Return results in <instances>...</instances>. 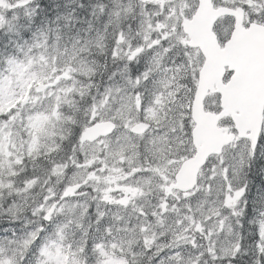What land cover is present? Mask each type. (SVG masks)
Returning a JSON list of instances; mask_svg holds the SVG:
<instances>
[{
  "label": "rangeland",
  "instance_id": "obj_1",
  "mask_svg": "<svg viewBox=\"0 0 264 264\" xmlns=\"http://www.w3.org/2000/svg\"><path fill=\"white\" fill-rule=\"evenodd\" d=\"M62 1L65 2V12L55 16L53 23L46 22L43 31L32 35V44L35 45L36 38L39 37L43 46H28V51L19 54L20 59L12 57L27 63L22 78L27 83H20V78H14L10 87L16 93L23 91V95H18L16 102L9 104L7 108L0 109V113L14 109L23 110L22 113L18 112L14 127L8 132L0 129V134L3 135V139H0V237L24 238L40 223V217L33 215V208L54 202V223L44 222L43 225L49 233H53L57 225H62L69 219L67 215L59 212L61 205H71L77 212L84 206L87 208V215L82 222L86 228L91 226L89 235L85 237L83 231H73L80 229L72 225L67 231L72 233L75 239L83 235L89 244L94 240L108 244L114 238L117 242H131L137 249L138 241L151 249L147 264H161L176 248L183 252L186 261L191 260L198 252L187 245L199 242L202 249H206L208 244L206 238L200 239L199 220L193 221L189 217L194 212L198 213L201 208L211 207L208 203L209 184L213 181L216 185L223 184L225 191L229 190L230 185L239 187L245 184L247 187L244 171L253 159L250 143L237 141L222 155L210 160L193 192L183 195L175 190L172 193L167 191L168 187L175 183L174 178L182 163L195 153L190 136L194 127L191 119L193 97L190 96V91L192 84L195 83L196 87L198 72L204 59L198 51L188 47L189 39L183 32L181 23L184 19L191 20L195 15L198 0H87L89 17L80 22L70 11L76 0ZM214 2L217 7L245 8L248 12L246 24L262 23L264 20L263 0ZM19 3L20 7L24 8L28 2L13 0L12 3L11 0H0V31H11L8 26L14 25L16 21L23 24L20 16L22 12L27 13V9L18 11L15 6ZM147 3L158 4L159 14L156 9H152L150 14L144 13L142 5ZM169 5L173 6L172 11L169 15H164V9ZM129 8L133 11L128 12ZM169 28L170 31H166L165 35L159 36L168 48L161 62L172 81L179 80L176 91L172 94L179 110L176 112V125L167 132H175L176 126H179L182 136L180 143L187 145L186 154L179 160L175 157L168 160L166 167L161 171L157 168L160 161L153 163V158L145 155L143 133L133 134L131 117H126L124 128L118 130V135L110 137L107 142L104 140L84 145L78 142L77 149L70 154L69 161L50 173L51 167L46 164V158L59 151L55 145L56 138L62 140L64 131H70L66 130L64 117H69L68 122L73 121V117L78 114L87 118L89 105L99 100L105 90L112 87L113 81H118L117 85L124 83L120 73L127 63L123 54L127 53L129 48L123 47L120 59L113 58L112 49L116 46L118 34L123 32V37L119 40L120 45L143 46L149 40H156L162 30ZM233 28L232 19H225L217 24L215 31L221 42L229 40ZM149 54L146 52L130 65L132 72L136 68L143 71L144 61L141 58ZM8 59L7 57L5 62V74L0 76V80L9 76ZM49 84L53 85L52 88L45 92L39 91L40 86ZM69 89L70 91H67ZM72 92L76 95L72 96ZM57 93L61 96L67 94L75 107L55 104L50 115L47 111L48 101ZM30 96L35 97L34 102H29ZM25 99L27 104L23 106ZM219 100L218 95L210 96L206 101L207 110L218 112ZM169 110L172 111L171 104ZM31 118H36L35 122H32ZM50 127L52 130H49ZM157 132L158 129H148L147 134L151 137ZM171 152L169 144V154ZM59 157L61 158L62 154H59ZM24 158H28L27 163L33 168L15 166ZM224 159L228 162L224 163ZM254 159L264 161V148L257 147ZM177 164L178 167H172ZM41 166L45 168L44 172H48L47 175L40 176L39 173L43 170L37 169ZM233 167L236 170L235 175L231 174ZM221 168L224 169L223 172L220 171ZM28 174L29 177L18 187L16 177ZM249 188L250 186L247 187L246 193L237 195L235 201H240L243 196L242 202H248ZM259 191L260 196L253 195L256 199L253 204L258 205L254 212L257 219H260V213H264L263 185L258 186L256 192ZM228 199L232 200V197ZM235 201L230 206H234ZM242 202L238 209L241 212ZM14 204L22 205V208L18 210L13 207ZM98 211L104 213L100 225H97ZM4 215H8L10 223H15L13 229L12 226L3 227ZM232 220L235 222L237 217L233 216ZM108 226L113 230L111 237L105 231ZM239 233L240 230L237 229L234 235L226 234L221 240V244L229 249L230 256H236L239 252ZM261 238L262 242L256 245V257L262 255L260 248L264 247V236ZM157 244L161 251L167 247L169 252L154 255L156 249L152 246ZM242 255L239 252L233 262Z\"/></svg>",
  "mask_w": 264,
  "mask_h": 264
},
{
  "label": "snow or ice",
  "instance_id": "obj_2",
  "mask_svg": "<svg viewBox=\"0 0 264 264\" xmlns=\"http://www.w3.org/2000/svg\"><path fill=\"white\" fill-rule=\"evenodd\" d=\"M159 5L153 3L143 4V12L150 14L152 9H156L159 14ZM173 6L169 5L164 9V15H169L172 11ZM128 12H132L131 8L127 9ZM119 16V13H117ZM161 21L163 17H160ZM9 30H13L15 25L8 26ZM167 30H162L156 40H149L145 45L132 46L131 44L120 45L119 40L123 37V32L119 33L115 41V45L112 49L113 58L120 59L121 52L124 46L129 48L127 53L123 54V58L127 60L125 68L122 73H120L124 83L122 85H115L105 90L103 96L99 100L95 101L93 104L89 105L88 114L84 128L92 129L97 126L104 125L106 120H111L116 128L113 130L112 135H118L119 131L124 128L125 118L131 117L132 132L134 133L137 125H140V131H143V139L145 141L144 149L145 155H149L153 158V163L160 161L157 164V168L161 171L167 165L168 160H170L169 155V139L167 135V130L173 128L176 123V112L172 108L169 110V105L171 102L164 94L163 89L169 88V81L165 79L161 81L162 90L159 94L154 97V104L149 106L147 109L144 107V99L140 93V88L143 81L150 78L151 69L145 71L141 75H133L130 65L136 62L141 56L145 55L146 52L154 53L151 55V62L153 65L159 67L162 65V57L168 48L165 47V41L160 40L159 36L165 35ZM20 35L27 36V33H19ZM126 39V37H125ZM37 42L32 47L43 46L42 41L39 37L36 38ZM8 72L9 76L3 80H0V109H5L9 104L16 102V97L18 95H23L21 93H16L10 87L14 78H20V83H27L22 78L25 75L27 63L20 62L14 58H9L8 61ZM116 75V74H113ZM63 87V85L61 86ZM89 85V90H90ZM67 91H70L67 90ZM72 96L76 93L72 92ZM83 94V93H82ZM172 95V93H168ZM35 97L30 96L29 102H34ZM49 108L47 111L52 115L53 107L55 104L67 105L69 107H75L73 101L68 98V95L63 96L57 93L54 97L50 98L48 101ZM22 109H14L12 111L0 113V129L4 132H8L11 127H14V121L18 116V112L22 113ZM61 115H63V109H61ZM36 118H31L32 122H35ZM69 117H64V122H68ZM90 121V123H88ZM55 124V121L52 122ZM7 126V127H5ZM30 123V128H31ZM158 129L156 135L151 137L147 134V129ZM49 130H52L50 127ZM87 135V132L84 133ZM0 139H3V135L0 134ZM102 140L109 139L108 137H102ZM258 147L264 148V137H261L257 141ZM255 150L252 151V158H255ZM224 163L228 161L223 160ZM224 171L223 168L220 170ZM232 175L236 174V170L233 167ZM210 196L208 203L211 207L208 209H199L198 213L194 212L192 216L189 217L190 220H199L200 225L198 228V233L200 239H207L208 244L206 249H202L199 242L187 245L188 247L194 248L198 255H194L191 260L185 259V256L179 248L173 249L168 255L167 260L161 261V264H232L236 260L239 252L236 256L229 255V249L221 244L222 238L227 235H234L237 229L240 230V247L243 250V237L244 229L248 223L251 224L253 232V240L259 245L261 243V237L264 236V213H260V219H253L250 222L241 223L239 217L244 215V212L239 211L240 202L243 201V196L240 197V201H235L237 195L241 193H246L247 187L245 184H241L239 187L229 186V190L225 191L223 184L216 185L215 182L209 184ZM232 197V200L228 198ZM235 201L234 206H230ZM245 208H246V202ZM14 208H22L16 204L13 205ZM190 207V206H189ZM59 212L67 215L69 219L62 225H57L55 231L50 237H48L44 243H41L44 234L48 231L43 225L44 222L54 223V216L56 212L54 211V202L49 205L40 204L33 208V215H38L40 217V223L31 232L28 233L22 239H11L8 237H0V264H20L21 259L24 258L26 251L33 249L34 246L39 245V264H81V255L88 247L92 245L89 244L87 239H82L80 246H77L69 239L68 228L74 225L84 232V236L87 237L90 231V225L86 228L82 222L84 217L87 215V208L81 206L79 211L71 205L65 206L61 205ZM147 214V213H145ZM104 213L99 212L97 214V225H100L103 220ZM237 217V220L233 222L232 217ZM99 230V229H98ZM107 235L111 237L112 228L108 226L105 229ZM146 235H151L146 233ZM95 248L98 250L100 255V260L98 264H145L149 252L151 249L144 245L143 251L137 253L136 247L133 246L131 242H117L112 238L111 243L105 246L96 240ZM218 244L220 245L218 247ZM156 249V254L168 253L169 249L165 247L161 251L160 246L153 245ZM183 247V246H181ZM260 252L264 255V247L260 248ZM264 264V261L261 262Z\"/></svg>",
  "mask_w": 264,
  "mask_h": 264
},
{
  "label": "water",
  "instance_id": "obj_3",
  "mask_svg": "<svg viewBox=\"0 0 264 264\" xmlns=\"http://www.w3.org/2000/svg\"><path fill=\"white\" fill-rule=\"evenodd\" d=\"M200 6L192 21L183 24L190 37V47L200 48L206 62L199 78L193 116L198 127L193 131V143L197 149L195 158L185 162L177 176L178 188L183 191L195 187L199 170L213 154H221L234 136L228 129H218L224 117L232 116L240 137L252 140L255 149L263 124L264 111V28L252 25L250 30L242 28L244 12L228 9L214 10L212 0H199ZM234 16L237 20L231 41L222 50L213 27L219 18ZM235 74L228 85L223 84L226 68ZM222 95L224 112L219 116L204 113L203 103L209 91ZM115 126L107 123L86 130L81 142L93 143L100 137L112 134ZM137 127L135 134L143 131ZM250 132V135H248Z\"/></svg>",
  "mask_w": 264,
  "mask_h": 264
},
{
  "label": "clouds",
  "instance_id": "obj_4",
  "mask_svg": "<svg viewBox=\"0 0 264 264\" xmlns=\"http://www.w3.org/2000/svg\"><path fill=\"white\" fill-rule=\"evenodd\" d=\"M144 63L142 65L143 71H141L140 68H136V70L133 72V75H141L151 69L150 78L146 81L142 82L140 93L143 96L144 99V107L147 109L149 106L154 104V97L159 94L162 90L161 81L168 79L169 81V88L163 89V92L165 95H167V98L171 102L172 108L174 111L179 110V106L177 103H175L172 99V95H168V93H174L176 91V87L179 84V80L177 79L175 82L172 81V78L169 76V73L167 72L164 65H161L159 67L155 66L151 62V55H147L146 57L141 58ZM135 67V66H133ZM118 81H113L112 86L117 85ZM86 122V117L83 114H78L73 117V121L66 123V130H70V134L66 138V144L72 145L75 143H78L80 136L83 134L84 125ZM90 123V121H88ZM169 137V142L172 148V152L169 154L170 159L175 157L177 160L183 155L186 154L187 145H181L180 141L182 140L181 136V129L179 126H176L175 132H169L167 133ZM172 167H178L177 165H172ZM34 230V229H33ZM73 231H81V230H73ZM54 232V230H53ZM52 233H49L48 231L44 234V237L41 240V243H44L45 240L50 237ZM22 239V238H17ZM69 239L75 243L77 246H80L82 239H84V236L81 235L79 239H75L72 235V233H69ZM97 241L94 240L91 243V247H88L85 251L80 253L81 255V264H98V261L100 260V255L98 250L95 248V243ZM101 243L100 241H98ZM109 242L108 244H110ZM108 244H104L107 246ZM138 249L136 248L137 253L142 252L143 246L137 241ZM40 262V256H39V245L34 246L33 249L26 251L24 258L21 259L20 264H39ZM147 264V262H145Z\"/></svg>",
  "mask_w": 264,
  "mask_h": 264
},
{
  "label": "trees",
  "instance_id": "obj_5",
  "mask_svg": "<svg viewBox=\"0 0 264 264\" xmlns=\"http://www.w3.org/2000/svg\"><path fill=\"white\" fill-rule=\"evenodd\" d=\"M62 4V5H61ZM86 0H76L75 3L70 8L72 16L78 20H86L89 17V12L86 9L87 5ZM61 5V6H59ZM65 12V2L62 0H38L37 6L34 9L31 8L30 15L27 18V21L31 25L34 30L43 29L45 23H53L55 21V16H60ZM8 35V34H7ZM11 47L7 44V38H3V49H10ZM1 52V47H0ZM0 63H1V56H0ZM66 141L61 146V149L66 148L67 144ZM65 145V146H64ZM47 164V163H46ZM37 170H43V172L39 173L40 176L47 175L48 172H44L45 168L41 166V168ZM264 161L263 160H256L254 159L250 165V168L247 171V180L250 183L249 192H251L254 196L258 197L261 195V192H257L256 190L258 186L264 184L263 176H264ZM29 177L28 175L20 176L17 180L16 185L18 187L21 186V183ZM251 196V195H250ZM9 200V199H8ZM8 219L3 218V226H9ZM241 223H244L241 221ZM244 237H243V255L242 260L244 264H255L254 260L257 264H261L264 261V255L260 258H256L255 251H256V242L253 240L254 232L252 233L249 227H245ZM235 264V262H232Z\"/></svg>",
  "mask_w": 264,
  "mask_h": 264
},
{
  "label": "bare ground",
  "instance_id": "obj_6",
  "mask_svg": "<svg viewBox=\"0 0 264 264\" xmlns=\"http://www.w3.org/2000/svg\"><path fill=\"white\" fill-rule=\"evenodd\" d=\"M263 173H264V172H263ZM263 180H264V176H263ZM247 181H248V180H247ZM263 186H264V184H263ZM256 193H257V192H256ZM248 194L251 195V196H253V194H252V193L250 194L249 191H248ZM259 196H260V195H259ZM256 245H257V244H256Z\"/></svg>",
  "mask_w": 264,
  "mask_h": 264
}]
</instances>
